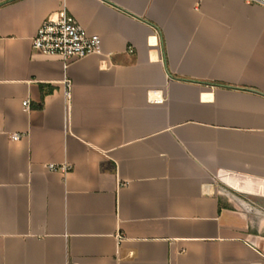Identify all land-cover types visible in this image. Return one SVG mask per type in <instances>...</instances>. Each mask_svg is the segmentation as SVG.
Segmentation results:
<instances>
[{"label":"crops","instance_id":"0c3cea01","mask_svg":"<svg viewBox=\"0 0 264 264\" xmlns=\"http://www.w3.org/2000/svg\"><path fill=\"white\" fill-rule=\"evenodd\" d=\"M63 9L100 55L33 51ZM0 264H264V9L0 0Z\"/></svg>","mask_w":264,"mask_h":264},{"label":"built area","instance_id":"2783aa9c","mask_svg":"<svg viewBox=\"0 0 264 264\" xmlns=\"http://www.w3.org/2000/svg\"><path fill=\"white\" fill-rule=\"evenodd\" d=\"M248 5L264 9V0H244ZM33 51L48 58H58L64 62L82 60L90 55L101 54V39L88 33L68 12L63 9L51 15L38 29L32 39ZM69 87V84L67 83ZM69 98V94H66ZM29 101L23 102L25 110L29 109ZM20 139L13 135L12 140ZM51 171L66 173L70 166L57 167L50 165Z\"/></svg>","mask_w":264,"mask_h":264}]
</instances>
